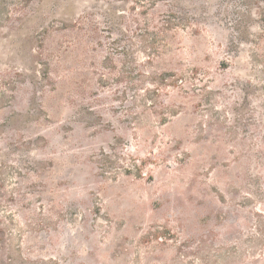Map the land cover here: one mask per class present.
<instances>
[{
    "label": "rangeland",
    "instance_id": "1",
    "mask_svg": "<svg viewBox=\"0 0 264 264\" xmlns=\"http://www.w3.org/2000/svg\"><path fill=\"white\" fill-rule=\"evenodd\" d=\"M21 2L0 264H264V0Z\"/></svg>",
    "mask_w": 264,
    "mask_h": 264
},
{
    "label": "trees",
    "instance_id": "2",
    "mask_svg": "<svg viewBox=\"0 0 264 264\" xmlns=\"http://www.w3.org/2000/svg\"><path fill=\"white\" fill-rule=\"evenodd\" d=\"M23 2L25 1H28V0H22ZM23 2H21V4L23 3ZM165 21V23H166V25L167 26H169L170 24H171V21L170 20H164ZM161 33H164L163 31H161L160 32V34ZM159 33H157V35H158ZM155 45V44H154ZM152 49H154L153 51L155 52V54H158V50H157V47L156 46H153V48ZM124 54V53H123Z\"/></svg>",
    "mask_w": 264,
    "mask_h": 264
}]
</instances>
